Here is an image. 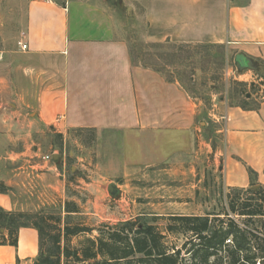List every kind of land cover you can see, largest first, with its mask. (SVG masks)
<instances>
[{
    "label": "crops",
    "instance_id": "0c3cea01",
    "mask_svg": "<svg viewBox=\"0 0 264 264\" xmlns=\"http://www.w3.org/2000/svg\"><path fill=\"white\" fill-rule=\"evenodd\" d=\"M138 28L151 46L224 47L255 61L264 76V0H0L5 212L32 214L62 198V156L45 162L52 153L32 141L48 132L103 133L109 151H123L124 159L134 145L159 147L163 137L188 153L221 147L214 155L226 188L248 189L252 170L264 189V101L247 95L243 103L213 100L207 109L182 82L134 61ZM40 245L39 232L23 228L17 247L0 245V264H34Z\"/></svg>",
    "mask_w": 264,
    "mask_h": 264
},
{
    "label": "rangeland",
    "instance_id": "374dc122",
    "mask_svg": "<svg viewBox=\"0 0 264 264\" xmlns=\"http://www.w3.org/2000/svg\"><path fill=\"white\" fill-rule=\"evenodd\" d=\"M142 32L141 28L131 32L134 61L182 82L191 94L204 101L207 109L213 100L243 103L247 95L264 101V76L257 71L240 72L234 52L213 46H151L142 39ZM247 71L251 74L241 77ZM108 138L89 130L67 135L48 132L44 137H33L42 154H55L56 161L62 156L67 183L62 198L40 205L32 214L65 220L66 203H75L81 213L69 222L93 229L140 218L157 227L170 251L183 249L182 257L187 256L184 245L189 236L179 233L177 228L173 233L168 229L176 227L173 218L218 214L227 207L231 190L224 185L214 155L221 147H193L188 153L185 147H172L170 137H163L159 147L134 145L124 159L123 151H109ZM121 138L113 137L114 144L121 142ZM130 138L127 135L125 140ZM116 156L118 161L113 159ZM112 185L116 186L115 194L109 191ZM79 241L74 239L73 245ZM46 243L50 248V242Z\"/></svg>",
    "mask_w": 264,
    "mask_h": 264
},
{
    "label": "trees",
    "instance_id": "16d2710c",
    "mask_svg": "<svg viewBox=\"0 0 264 264\" xmlns=\"http://www.w3.org/2000/svg\"><path fill=\"white\" fill-rule=\"evenodd\" d=\"M250 176L248 189H230L222 212L173 218L176 227L168 231L177 228L189 236L185 257L183 249L170 251L157 227L140 218L98 229L72 225L69 220L81 213L75 203H66L65 220L0 207V245L17 247L20 230L34 228L41 242L34 264H264V189L255 172L250 170ZM0 192H7L1 184ZM74 239L80 240L77 245Z\"/></svg>",
    "mask_w": 264,
    "mask_h": 264
},
{
    "label": "water",
    "instance_id": "95a60500",
    "mask_svg": "<svg viewBox=\"0 0 264 264\" xmlns=\"http://www.w3.org/2000/svg\"><path fill=\"white\" fill-rule=\"evenodd\" d=\"M111 2L115 3V0H111ZM235 64H236L237 69L240 72H244L246 70L258 71V66L255 63V61H253L252 59H250L244 55L237 56V58L235 60ZM55 159H56V157H54V160ZM109 191H110V193L115 194L116 193V186H114V185L110 186Z\"/></svg>",
    "mask_w": 264,
    "mask_h": 264
},
{
    "label": "built area",
    "instance_id": "2783aa9c",
    "mask_svg": "<svg viewBox=\"0 0 264 264\" xmlns=\"http://www.w3.org/2000/svg\"><path fill=\"white\" fill-rule=\"evenodd\" d=\"M23 49H27V46L26 45H23ZM43 161L45 162H53L54 161V157L53 155H46L42 158Z\"/></svg>",
    "mask_w": 264,
    "mask_h": 264
}]
</instances>
